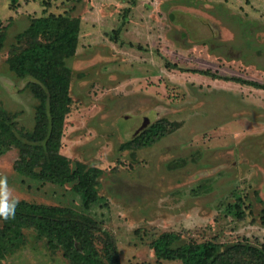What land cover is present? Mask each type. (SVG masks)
I'll return each mask as SVG.
<instances>
[{
    "label": "rangeland",
    "instance_id": "obj_1",
    "mask_svg": "<svg viewBox=\"0 0 264 264\" xmlns=\"http://www.w3.org/2000/svg\"><path fill=\"white\" fill-rule=\"evenodd\" d=\"M50 14L81 19L61 152L103 169V199L87 208L74 183L20 174L15 145L0 154L13 196L92 215L121 264H182L152 248L169 231L180 243L264 244V88L232 79L264 84V0H0V104L19 128H33L38 99L9 58L28 45L19 34L32 20ZM147 118L164 120L166 135L126 147ZM26 233L0 264H67Z\"/></svg>",
    "mask_w": 264,
    "mask_h": 264
},
{
    "label": "trees",
    "instance_id": "obj_2",
    "mask_svg": "<svg viewBox=\"0 0 264 264\" xmlns=\"http://www.w3.org/2000/svg\"><path fill=\"white\" fill-rule=\"evenodd\" d=\"M12 3L15 6L17 0ZM80 31V17L50 14L34 18L19 34L30 41L12 53L9 63L19 77L27 79V88L38 99L35 123L31 129L19 128L0 104V154L9 146H17L20 157L15 169L20 174L59 185L74 183L73 189L88 208L103 199L100 194L103 169L83 161L74 166L71 158L61 152L72 104V70L67 60L76 54ZM203 72L215 77L212 71ZM232 79L264 88V84L256 81ZM166 133L164 120H158L136 133L125 146H152ZM18 200L14 218L0 217V260L25 247L30 242L26 229H33L34 241L44 240L49 253L52 256L61 253L67 264H121L115 237L92 215L70 206ZM235 208L238 219H246L241 204L237 203ZM97 237L102 238V249L96 243ZM181 238L173 231L161 233L152 242L155 255L164 260H181L182 264H264V244L238 241L227 245L216 240L180 243Z\"/></svg>",
    "mask_w": 264,
    "mask_h": 264
},
{
    "label": "clouds",
    "instance_id": "obj_3",
    "mask_svg": "<svg viewBox=\"0 0 264 264\" xmlns=\"http://www.w3.org/2000/svg\"><path fill=\"white\" fill-rule=\"evenodd\" d=\"M19 200L13 196L7 177H0V217L4 220L14 218Z\"/></svg>",
    "mask_w": 264,
    "mask_h": 264
},
{
    "label": "water",
    "instance_id": "obj_4",
    "mask_svg": "<svg viewBox=\"0 0 264 264\" xmlns=\"http://www.w3.org/2000/svg\"><path fill=\"white\" fill-rule=\"evenodd\" d=\"M149 119L147 118L146 121L141 125V127L137 130V133H139L142 129L147 127Z\"/></svg>",
    "mask_w": 264,
    "mask_h": 264
}]
</instances>
